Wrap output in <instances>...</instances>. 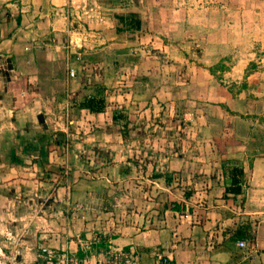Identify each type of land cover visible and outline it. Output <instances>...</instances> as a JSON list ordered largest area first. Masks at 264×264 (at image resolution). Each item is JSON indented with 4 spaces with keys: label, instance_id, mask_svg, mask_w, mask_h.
<instances>
[{
    "label": "rangeland",
    "instance_id": "rangeland-1",
    "mask_svg": "<svg viewBox=\"0 0 264 264\" xmlns=\"http://www.w3.org/2000/svg\"><path fill=\"white\" fill-rule=\"evenodd\" d=\"M90 1L83 6H94ZM107 1L105 22L76 18L87 24L79 32L94 33L82 45L75 35L73 50L63 46L50 61L47 75L56 82L27 84L59 93V115L34 101L29 108L21 98L26 84H10L0 66V251H33L36 264H107L117 251L141 264L124 249L94 257L91 240L77 253L48 254L39 238L44 210L71 217L84 190L94 196L79 209L127 218L153 204L160 214L169 198L172 204L195 189L225 188L231 167L243 168L238 154L245 165L264 156V0ZM130 12L141 28L116 32L115 15ZM88 97L103 99L97 119L79 112ZM18 146L41 157L30 151L39 160L25 163L13 154ZM135 219L131 214L127 225ZM97 239L108 245V234Z\"/></svg>",
    "mask_w": 264,
    "mask_h": 264
},
{
    "label": "crops",
    "instance_id": "crops-1",
    "mask_svg": "<svg viewBox=\"0 0 264 264\" xmlns=\"http://www.w3.org/2000/svg\"><path fill=\"white\" fill-rule=\"evenodd\" d=\"M105 1L91 0L94 6L86 4L89 5L86 8L83 3L88 0H0V66L9 70L7 80L10 84H26L21 98L28 100L29 108L34 101L45 113L54 110V116L60 114L58 106L63 103H56L59 93H49L43 88L44 92L34 91L33 86L27 84L56 82V78L47 75L50 61L60 54L63 46H74L71 38L75 35L80 37L82 45L86 42L83 35L94 33L92 29L79 32L82 24L76 22V18L82 16L96 23L99 19L105 22L107 18L102 11L106 9ZM80 7L84 10L78 11ZM73 22L78 23V28ZM86 25L84 23L82 27L87 29ZM93 27L105 28V24ZM67 35L68 39L65 38ZM61 79L58 77L57 80L62 82ZM79 112L94 119L102 114L85 108H79ZM4 113L12 114V109H4ZM24 114L30 116L28 112ZM74 122L79 123L78 119H71L69 124ZM25 144L29 143L26 141ZM22 148L16 147L13 154L25 163H35L37 160L34 159L41 157L40 150L29 147V151H24ZM225 148L228 153L231 147L225 145ZM233 158L239 159L244 170L241 193L236 196L228 194L224 197V188L217 184L208 192L195 189L190 196L177 199V203L171 204L169 198L160 214L153 209V204L140 205L130 211V215L136 216L134 225L132 222L127 225L128 214L126 218L116 211L100 209L99 213H92L91 207L79 209L82 200L94 196L90 190H84L71 217L62 211H55V217L51 214L48 217L49 210H44L45 218L39 222L41 244L48 254L64 256L68 252L77 253L82 248L80 244L91 240L89 253L94 257L107 253V248L124 249L133 251L141 264H157L159 257H166L170 264H264V156L252 157L247 165V157L238 154ZM33 226L28 224V230L35 234ZM238 229L245 232L243 238H236ZM107 234L108 245L98 246L97 236ZM239 239L246 241L245 248L238 247ZM38 256L33 251H0V264H8L6 261L10 259L18 261L17 264H28V260L29 264H36Z\"/></svg>",
    "mask_w": 264,
    "mask_h": 264
},
{
    "label": "trees",
    "instance_id": "trees-1",
    "mask_svg": "<svg viewBox=\"0 0 264 264\" xmlns=\"http://www.w3.org/2000/svg\"><path fill=\"white\" fill-rule=\"evenodd\" d=\"M117 24L116 32H122L126 30H139L142 26V20L136 13L130 12L128 14H116ZM81 108H85L92 113L102 112L104 109L103 99H96L95 97H88L81 103ZM229 180L224 188V196L231 194L236 196L241 193V184L244 178V170L240 166H233L230 169ZM236 238H243L245 232H241L239 229L235 234Z\"/></svg>",
    "mask_w": 264,
    "mask_h": 264
},
{
    "label": "built area",
    "instance_id": "built-area-1",
    "mask_svg": "<svg viewBox=\"0 0 264 264\" xmlns=\"http://www.w3.org/2000/svg\"><path fill=\"white\" fill-rule=\"evenodd\" d=\"M69 75L70 77L75 76L74 70L71 68L69 69ZM238 247L245 248L246 247V241L245 240H239L237 242ZM43 251H46L45 248H43ZM107 264H139L132 253H125L121 251H117L111 255L110 259L106 262ZM157 264H170V261L166 257H159L157 260Z\"/></svg>",
    "mask_w": 264,
    "mask_h": 264
},
{
    "label": "water",
    "instance_id": "water-1",
    "mask_svg": "<svg viewBox=\"0 0 264 264\" xmlns=\"http://www.w3.org/2000/svg\"><path fill=\"white\" fill-rule=\"evenodd\" d=\"M73 43L77 44V43H78V41H77L76 39H75V40L73 39Z\"/></svg>",
    "mask_w": 264,
    "mask_h": 264
}]
</instances>
